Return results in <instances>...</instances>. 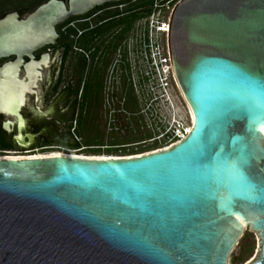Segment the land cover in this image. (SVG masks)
<instances>
[{
  "label": "water",
  "instance_id": "1",
  "mask_svg": "<svg viewBox=\"0 0 264 264\" xmlns=\"http://www.w3.org/2000/svg\"><path fill=\"white\" fill-rule=\"evenodd\" d=\"M122 1L2 16L0 115L24 126L58 26ZM167 45L188 134L130 157L0 158V264H227L244 226L264 264V0H181Z\"/></svg>",
  "mask_w": 264,
  "mask_h": 264
},
{
  "label": "rangeland",
  "instance_id": "2",
  "mask_svg": "<svg viewBox=\"0 0 264 264\" xmlns=\"http://www.w3.org/2000/svg\"><path fill=\"white\" fill-rule=\"evenodd\" d=\"M144 1L147 0H131L123 4H112L100 10H93L89 14L78 17V19L66 24V26L62 28L61 31L67 27L79 29L76 33V36L73 38L74 41L72 52L68 53V55L64 58V63L62 65L64 70L61 81L66 82L71 78L72 73L70 68L76 65V59L83 54L76 52L75 49L79 47V44L77 43V37L83 32L80 26L87 25V30H91L96 24L98 25L102 19L114 14H119L118 16L114 17L115 20H118L119 18L126 16L128 9H131L136 6V4L143 3ZM29 2V0H0V16L4 13L14 10L21 12L20 9L27 8ZM162 2H164V4H162L159 9L156 8V10H158L161 15H164L167 12V0H153L152 8L159 6V4ZM27 11V9L24 10V12L22 11L21 16L24 17L27 15ZM144 20L145 18L135 21L131 25L129 31L118 42H116L117 40L115 39V36H117L122 27L110 29V31H108L105 35L97 38L93 42V48L97 55V63H95V66L96 68H99L98 70L101 73L105 72V76H107L105 68H108L110 65H112L115 59L116 61H119L117 56L114 55L116 49L121 48L120 50L122 52H127L130 48H132L134 44V37L142 33ZM123 38L126 41L125 43L122 42L124 40ZM69 39L71 40L72 37L70 36ZM114 43L117 44L115 48H113ZM50 50H53V47H51ZM62 54L64 57L63 50ZM130 57L132 58V55H130ZM104 59L107 61L105 64H103ZM103 65L107 66L103 69L100 68V66ZM104 81H106V77L104 78ZM116 81L127 82L125 79H119ZM124 89L125 90H123L122 93H127L129 97V95H131L130 91H128L126 88ZM169 93L170 104L172 107L171 109L169 108V105L162 104L154 107L155 111L159 114L158 120H136L130 118L129 120L112 122H81L82 126L78 124V129L75 131V134L78 137L77 143L79 146H90L84 149L80 148L79 150L63 148V151L70 153L76 152L84 155L107 154L123 157L138 149L145 150L152 145H156L158 147L157 149L163 148L170 142L171 132L166 134L167 124L169 126H173L172 122L176 121V123L181 124V127L188 126L186 110L181 97H179V94L174 90H170ZM256 247V234L254 232H245L238 241V244L232 250L227 264H245L254 256Z\"/></svg>",
  "mask_w": 264,
  "mask_h": 264
},
{
  "label": "flooded vegetation",
  "instance_id": "3",
  "mask_svg": "<svg viewBox=\"0 0 264 264\" xmlns=\"http://www.w3.org/2000/svg\"><path fill=\"white\" fill-rule=\"evenodd\" d=\"M14 11L21 16V12ZM7 13L2 14L0 18ZM51 47L53 50H50ZM51 47L35 54L38 59L41 54L48 52L51 57L57 55V59L49 69L42 71V81L39 82L37 93L27 97L26 105L21 111L24 126L19 130L13 117L0 115V150L24 154L42 147L64 148L73 145V140L76 141L74 136L78 139L75 131L78 124L82 126L81 122H106L109 119L108 100L114 92L111 95L105 84V72L101 73L95 66L96 52L92 49L84 53L79 47L75 48L76 52L83 53L84 59L82 55L76 59V65L70 68L71 78L62 82V49L55 45ZM8 60L13 59L0 60V65ZM106 62L104 59L103 64ZM128 101L127 109L130 99ZM129 111L135 113L137 110ZM113 118L115 121L126 120L117 114L113 115ZM132 119L138 120L137 116ZM6 123L10 124L9 132L4 129ZM17 136L21 137L22 145L15 140Z\"/></svg>",
  "mask_w": 264,
  "mask_h": 264
},
{
  "label": "built area",
  "instance_id": "4",
  "mask_svg": "<svg viewBox=\"0 0 264 264\" xmlns=\"http://www.w3.org/2000/svg\"><path fill=\"white\" fill-rule=\"evenodd\" d=\"M180 1L181 0H167V12L164 15H161L158 10H156V8L159 9L162 4L154 7L151 13L145 17L142 33L134 37V44L132 48L127 51L129 53L125 51L122 52L120 50L121 48L115 50L114 55L117 56L119 61L115 59L112 65L107 68L105 81L111 95L112 92H114V95L108 100L109 122L115 121L113 115L116 114L123 116L126 120L137 116L138 120L145 119L156 121L159 118V114L155 111L154 107L160 104H170V90H174L179 94V97H181L168 52V30H166L169 24L171 11ZM122 42L125 43V39ZM128 54L132 55V58ZM119 79H125L127 82H117L116 80ZM124 88L130 91L133 102L138 107L135 113L127 109L129 97L127 93H122V91L125 90ZM181 100L185 104L182 98ZM172 125L173 126L166 125V134L171 132V135L169 144L163 148L177 143L188 134V126L181 127V124L176 123V121H173ZM74 139L76 141L78 140L76 136H74ZM54 149H56V151H63V148L59 147H42L34 149L33 151L24 152V154H15L0 150V157L2 155L5 157V155L17 156L33 154V156L27 157L31 158L35 157L36 154L48 153ZM14 158H18V156Z\"/></svg>",
  "mask_w": 264,
  "mask_h": 264
},
{
  "label": "trees",
  "instance_id": "5",
  "mask_svg": "<svg viewBox=\"0 0 264 264\" xmlns=\"http://www.w3.org/2000/svg\"><path fill=\"white\" fill-rule=\"evenodd\" d=\"M29 5L27 8H23L20 9V11L24 12V10H28L27 12L30 13L32 12L37 6H39L40 4L46 2L47 0H29ZM63 1H67V0H63ZM131 0H126L123 2H119V3H113L115 5L117 4H123L126 2H129ZM161 4H164V2H162ZM112 4H106L102 7L96 8L94 10H100L103 9L107 6H110ZM152 5H153V0H147L144 1L143 3H139L136 4V6H134L131 9L127 10V14L125 17H121L118 20H115L114 17L118 16L119 14H114L112 16H109L105 19H102L98 25L96 24L91 30H87V25L85 26H80L81 30H83V32L77 37V43L79 44V49L84 52L87 53L89 51H91L93 48V42L97 39L100 38L101 36L105 35L108 31H110V29H116L119 27H122L121 30L118 32L117 36H115V39L117 40L116 42H118L131 28V25L139 20V19H143L145 17H147L151 11H152ZM88 17V16H86ZM84 17V18H86ZM78 19V17H73L70 18L65 24H62L60 26H58L57 30H58V34H59V39L56 42V47L60 48L64 51V58L68 55V53L72 52L73 49V38L76 36V33L78 31L77 28H65L63 31H61L62 28H64L66 26V24L70 23L71 21H74ZM72 37V39L70 40L69 37ZM69 40V41H66ZM116 43H114L113 48L116 47ZM95 51V50H94ZM83 59H84V55H82ZM83 66L85 67V63L83 64ZM129 99H130V103L128 105V109L129 110H137V105L134 104L133 102V97L131 95H129ZM90 145H83V146H79V144L73 140V145L70 146H66L64 148L66 149H76L79 150L80 148H87ZM158 147L156 145H152L148 148H146L145 150L143 149H138L134 152H131L128 155H135V154H139V153H144L146 151H152V150H156ZM125 155V154H124ZM127 155V154H126Z\"/></svg>",
  "mask_w": 264,
  "mask_h": 264
},
{
  "label": "bare ground",
  "instance_id": "6",
  "mask_svg": "<svg viewBox=\"0 0 264 264\" xmlns=\"http://www.w3.org/2000/svg\"><path fill=\"white\" fill-rule=\"evenodd\" d=\"M168 26H169V24L167 25L166 30H168ZM180 96H181V94H180ZM181 98H182V96H181ZM184 106H185L186 115H187V122H188V130H187V133H188L190 131L192 125H193V118H192V115H191L189 109L187 108L186 104H184ZM169 108L170 109L172 108L171 107V104H169ZM262 132L264 134V128L263 127H262ZM145 153H147V152H145ZM141 154H144V153H139V154H135V155H141ZM10 156L11 155H5V157H4L2 155L0 158H14V157H17V156H18V158H25V157L27 158L28 156H33V154H30V155L29 154L28 155H17V156L15 155V156H11V157ZM45 156H72V157L78 156V157H84V158H102V159L108 158V157H110V158H121L122 157V156L107 155V154L84 155V154H79V153H76V152L70 153V152H65V151H51V152H48V153H39V154H36L35 157H45ZM130 156H134V155H127V156H123V157H130ZM244 227H245L244 233L245 232H252V231L248 230L246 228V226H244ZM258 247H259V240L257 238V247H256V251L254 253V256L248 262H246L245 264H249V262H251L255 258L256 252L258 250ZM242 264H244V263H242Z\"/></svg>",
  "mask_w": 264,
  "mask_h": 264
}]
</instances>
